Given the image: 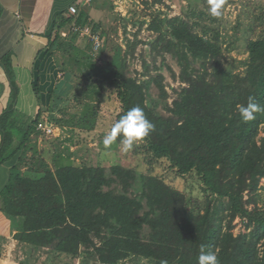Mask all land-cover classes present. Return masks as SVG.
<instances>
[{"label": "trees", "instance_id": "trees-1", "mask_svg": "<svg viewBox=\"0 0 264 264\" xmlns=\"http://www.w3.org/2000/svg\"><path fill=\"white\" fill-rule=\"evenodd\" d=\"M229 2L223 0L222 7ZM199 6L191 23L174 17L148 26L157 34L153 47L163 44L161 51L180 69L183 86L170 104L163 77H132L121 49L111 56L98 51L91 68L81 74L65 72L75 81L70 87L74 93L54 101L73 96L80 104L78 90L94 106L105 104L106 122L97 130L108 133L129 109L141 107L155 131L139 144L151 160L165 163L179 177L199 181L206 196L203 210L194 212L185 195L161 178L131 168L60 163L52 169L43 161L35 164V156L26 161L20 152L33 134L47 141L58 138L36 130L45 119L42 108L34 119H23L10 104L0 117V166L13 163L0 193L1 211L19 221L15 239L29 253L47 250L52 262L62 264H198L203 247L217 255L219 264H264V111L244 122L237 107L246 106L252 96L264 108V35L246 43L242 73L225 68L219 21L210 12L209 0H199ZM257 18L264 30V10ZM74 21L92 24L82 15L56 23L47 37L48 52L75 48L77 36L69 32ZM63 32L69 37L61 36ZM2 63L8 71V61ZM58 111L60 118L46 121L60 133L73 132L71 138L90 132L94 121L89 117L98 116L97 111ZM23 166L30 173H23ZM236 218L245 223L246 234H233Z\"/></svg>", "mask_w": 264, "mask_h": 264}, {"label": "rangeland", "instance_id": "rangeland-1", "mask_svg": "<svg viewBox=\"0 0 264 264\" xmlns=\"http://www.w3.org/2000/svg\"><path fill=\"white\" fill-rule=\"evenodd\" d=\"M105 4L107 5V10L104 19L92 21L96 23L93 25L100 33L101 38L105 39L101 51H106L111 56L117 49H121L120 53L123 55V63L126 65L129 74L141 81L151 77L159 80L158 76L161 75L163 77L161 82L168 94V103L170 104L176 98V93L183 86L178 78L180 69L176 60L170 54L161 51L163 44L158 43L153 47V44L157 41V34L151 32L148 26L150 23L158 25L161 20L174 17L183 18L191 23V21L195 20L191 16L200 7L199 0H106ZM263 10L264 0H230L228 5L220 9L221 15L217 17L219 21L217 29L221 35V62L223 67L235 72H243L244 68L240 63L246 58V43L264 35V30L257 18ZM78 40L80 41L77 42V50L80 53L82 51V53L77 58L82 64L75 66L73 61H69L67 67L70 70L74 69L77 74H81L85 68H91L93 57L95 58L98 52L93 53L87 40ZM98 61V65H103L100 60ZM151 86L150 93L155 96L157 91L154 85ZM63 88L66 87L63 86ZM72 93H74L73 90L70 91V95ZM76 94L81 99L82 104L75 102L76 99L73 96L70 100H53L51 105H56V108L53 111H47L44 114V118L46 120L52 117L60 118L61 113L58 109L81 111L82 114L89 115L97 111L98 116L89 117L94 121L91 131L80 134L75 133L77 135L76 138H71L74 136L73 132L70 135L69 132L60 133V130L55 135L58 138L56 139L57 141L54 140L55 138L47 141L46 138L42 137L41 145L50 146L53 149L52 155L55 156V160L57 159L55 154L60 151L63 156L59 163H63V165H68L69 163H75L80 166L87 164L107 167V169L111 165H120L125 168H131L138 174L157 176L171 188L183 193L187 204L194 212L203 210L206 196L202 193L197 179L191 176L179 177L174 171L168 169L165 163L151 160L139 143L134 144L132 149L128 151H125L123 145L117 141L110 146H106L104 139L108 134L107 130L102 127L97 130L99 124L102 123L103 125L106 122V105L94 106L92 99H85V93L82 94L77 90ZM112 103L110 102L109 106L112 107ZM70 114L68 112L67 115ZM67 126L71 127V124L68 123ZM261 133H263V130H261ZM73 139L79 144L73 146ZM52 162L50 161L51 167L53 166L51 165ZM263 185L264 179L260 182V186ZM258 203L260 204V202ZM232 226V232L235 236L248 232L245 223L239 218L232 222ZM48 253L50 252L47 250L37 251L36 257L29 263L62 264L60 260H54L53 262L52 260H45L48 257L45 255ZM63 264H67L66 261ZM75 264H78V261Z\"/></svg>", "mask_w": 264, "mask_h": 264}, {"label": "crops", "instance_id": "crops-1", "mask_svg": "<svg viewBox=\"0 0 264 264\" xmlns=\"http://www.w3.org/2000/svg\"><path fill=\"white\" fill-rule=\"evenodd\" d=\"M105 3L106 0H0V117L13 104L11 109L16 116L34 119L41 108L43 115L50 111L53 100L67 98L75 81L65 72L77 73L74 69L70 70L67 63L73 61L75 66L82 64L77 58L82 53L77 50L80 40L77 37L75 48L70 47L67 53L63 48L53 49L51 53L48 52L47 37L55 29L56 23L67 18L76 19L82 15L92 24H96L92 22L94 20H103L107 10ZM71 6L76 7V15L69 13ZM67 44L65 41L64 45ZM4 59L8 61V71L2 63ZM11 82L15 88L14 102ZM42 137L33 134L26 145L25 154L23 150L20 152L21 156L24 155L28 161L35 156V164L43 161L50 168L59 165L62 153L58 151L55 154L57 159L54 164L51 163V167L50 161L55 160L53 149L41 145ZM12 164L0 166V193L9 179ZM28 169L25 166L21 168L23 173H30ZM2 206L3 198L0 196V264H31L29 261H33L36 255L29 253L28 248L15 239L20 223L6 216L1 211ZM45 256H48L45 260H53L52 255Z\"/></svg>", "mask_w": 264, "mask_h": 264}, {"label": "clouds", "instance_id": "clouds-1", "mask_svg": "<svg viewBox=\"0 0 264 264\" xmlns=\"http://www.w3.org/2000/svg\"><path fill=\"white\" fill-rule=\"evenodd\" d=\"M209 3L211 14L219 17L223 0H209ZM237 107L244 122L254 120L256 113L264 111V108L252 96H249L246 106L238 105ZM154 131L155 125L148 119L144 110L136 106L129 109L115 122L110 132L106 135L104 143L106 146H110L119 138L124 150L128 151L132 149L134 144L142 142ZM198 264H219V260L215 253L205 252L202 247L201 254L198 257Z\"/></svg>", "mask_w": 264, "mask_h": 264}, {"label": "built area", "instance_id": "built-area-1", "mask_svg": "<svg viewBox=\"0 0 264 264\" xmlns=\"http://www.w3.org/2000/svg\"><path fill=\"white\" fill-rule=\"evenodd\" d=\"M69 13L71 15L77 14V9L75 6L69 7ZM69 32L74 33L79 39L87 40L90 43V48L93 53H97L103 47V41L100 33L95 29L93 24L90 25H80L75 21L72 22L69 26ZM67 33H62L61 36L65 37ZM36 130L44 135L54 136L56 135L59 129L56 128L53 124L49 123L44 119L43 122L37 124Z\"/></svg>", "mask_w": 264, "mask_h": 264}, {"label": "water", "instance_id": "water-1", "mask_svg": "<svg viewBox=\"0 0 264 264\" xmlns=\"http://www.w3.org/2000/svg\"><path fill=\"white\" fill-rule=\"evenodd\" d=\"M58 132V131H57Z\"/></svg>", "mask_w": 264, "mask_h": 264}]
</instances>
